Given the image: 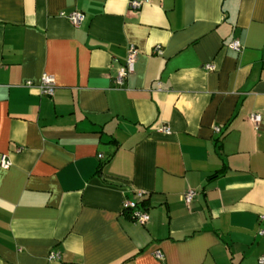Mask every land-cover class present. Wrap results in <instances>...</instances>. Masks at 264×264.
Masks as SVG:
<instances>
[{
  "label": "crops",
  "instance_id": "1",
  "mask_svg": "<svg viewBox=\"0 0 264 264\" xmlns=\"http://www.w3.org/2000/svg\"><path fill=\"white\" fill-rule=\"evenodd\" d=\"M130 1L0 0V264L264 260V0Z\"/></svg>",
  "mask_w": 264,
  "mask_h": 264
},
{
  "label": "built area",
  "instance_id": "2",
  "mask_svg": "<svg viewBox=\"0 0 264 264\" xmlns=\"http://www.w3.org/2000/svg\"><path fill=\"white\" fill-rule=\"evenodd\" d=\"M141 4H142L141 0H132L129 2V9L132 11H137L140 8ZM60 16L67 19L69 22H71L75 26H78L83 20V15L78 11H74V12H71L69 14L61 13ZM230 48L232 50L240 52L242 49V46L238 40H234L230 43ZM154 52H155V54H160L161 49L159 47H156L154 49ZM137 56H138L137 49L134 46H129L127 48L126 60L117 69L114 80H113V83H114L116 88H118V89L122 88L124 86V83L127 80V78L131 74L134 73L135 64L137 61ZM206 69L212 70L213 66L207 65ZM26 85H31V84H30V82H27ZM38 87H39L41 95L48 96V97H51L54 93V90H55V85H54L53 79L48 74L42 75ZM249 120L251 122H253L254 124H257L260 121V116L259 115H251L249 117ZM163 131L165 133H169L168 128L163 129ZM214 132L215 133H221V128L219 126H216L214 128ZM98 157L101 158L100 155ZM0 165L4 169L8 168L9 162L5 156L1 157ZM142 196H143V193L138 192V194L135 196V198L133 200H128L124 204L125 210L130 211V214L132 216L133 221L137 224H140V225H144L149 221V215L147 214V212H145L143 210H139V207H138V201ZM195 196H196L195 191L186 192L184 194L185 202L190 203L195 198ZM48 258L50 260H56L59 258V256L56 254H50ZM155 258L158 260H162L163 255L160 252H156ZM259 264H264V260H259Z\"/></svg>",
  "mask_w": 264,
  "mask_h": 264
},
{
  "label": "trees",
  "instance_id": "3",
  "mask_svg": "<svg viewBox=\"0 0 264 264\" xmlns=\"http://www.w3.org/2000/svg\"><path fill=\"white\" fill-rule=\"evenodd\" d=\"M139 205V204H138Z\"/></svg>",
  "mask_w": 264,
  "mask_h": 264
}]
</instances>
